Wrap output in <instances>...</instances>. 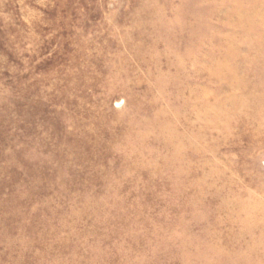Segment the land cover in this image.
Segmentation results:
<instances>
[{
    "label": "rangeland",
    "instance_id": "rangeland-1",
    "mask_svg": "<svg viewBox=\"0 0 264 264\" xmlns=\"http://www.w3.org/2000/svg\"><path fill=\"white\" fill-rule=\"evenodd\" d=\"M0 264H264V0H0Z\"/></svg>",
    "mask_w": 264,
    "mask_h": 264
}]
</instances>
